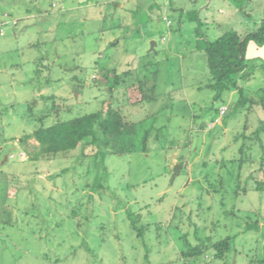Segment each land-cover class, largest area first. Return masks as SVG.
Instances as JSON below:
<instances>
[{
  "label": "rangeland",
  "instance_id": "rangeland-1",
  "mask_svg": "<svg viewBox=\"0 0 264 264\" xmlns=\"http://www.w3.org/2000/svg\"><path fill=\"white\" fill-rule=\"evenodd\" d=\"M194 1L0 0L1 19L18 21L0 26V264H201L182 250L206 237L230 238L238 264H261L264 189L249 177L256 165L242 160L264 154V136L252 150L240 147L250 146L264 110L242 105L236 89L216 97L205 87L206 57L193 51L197 22L187 16ZM229 2L235 5L212 0L201 26L211 38L253 27L264 7V0H244V15ZM257 49L250 41L251 68L264 61ZM149 61L147 71L158 68L155 102L132 105L123 82L113 94L127 115L153 127L147 151L91 146L38 160L21 153L38 144H22V135L52 105L49 97H65L63 118L101 110L113 83L103 73L150 77L139 72ZM236 78L245 95L260 98L263 68ZM222 105L228 109L220 115ZM215 253L203 264H231Z\"/></svg>",
  "mask_w": 264,
  "mask_h": 264
},
{
  "label": "trees",
  "instance_id": "trees-1",
  "mask_svg": "<svg viewBox=\"0 0 264 264\" xmlns=\"http://www.w3.org/2000/svg\"><path fill=\"white\" fill-rule=\"evenodd\" d=\"M232 1L237 5L236 11L240 10L244 15H250L248 7L246 8L242 4L244 0ZM5 13L8 14L7 17L11 16L6 11L2 15L5 16ZM187 16L191 21L197 22L194 52H202L206 57L210 77L205 87L217 90L219 93L216 97L220 96L224 90L236 89L240 94L239 102L242 105L247 103L252 105L261 104V108L264 110V89H262L263 92L259 99H252L245 95L244 88L239 85L236 78V75H240L242 78L249 77L253 73V68L256 67L264 69V61L253 65L251 68V59L247 57L250 41H253L258 48L264 47V7L253 27L230 28L221 32L215 38H211L208 33L203 31L201 26L205 21L201 18L199 7L194 6L191 10H188ZM5 23L1 19L0 13V26ZM152 64L151 61L144 63L139 72L147 71ZM147 72L153 73V75L147 77L141 73L139 77L133 78L129 77L133 74L131 70L125 72L124 75H117L108 70L103 73L107 82L113 78V83L110 86L111 95L109 99L103 100L104 108L94 112L63 118L62 111H66V107L60 102L64 101L65 97L62 96L59 100L55 97H49L53 99L52 105L48 106L36 118L37 123L34 130L31 133L22 135V144H25L30 138H34L38 144L34 146L33 150L21 147V153L27 151L30 160H38L51 158L77 148L84 151L91 146L105 149L108 154H125L137 150L147 151L153 127L145 126L146 117L134 120L123 111L122 106L113 102L114 91L118 85H121V82L125 83L124 87H127L129 91H133V97L129 98L132 105L155 102L161 95L157 92L158 78L156 76L158 68L155 67L154 71ZM137 95L138 97H136ZM218 111L220 113V108H218ZM53 116L54 120L48 122L49 117ZM146 116L148 117L149 114ZM259 123L252 131V136L249 137L251 140L250 146L244 143L240 147L241 153L247 148L252 150L256 144L255 141L261 142L264 136V120L261 119ZM247 126L248 124H246L245 129L249 128ZM162 128L163 126L159 129ZM241 136H246V132L239 134L238 138ZM156 139H159V133L156 134ZM242 161L248 162L251 168L256 165L255 170L250 172L249 177L255 180L256 190L264 189V154L258 158L252 153L246 160ZM189 246L187 249L182 250L183 256L190 257L194 263L201 264L207 260L206 253L211 249L216 251L214 258L223 262L228 259L229 252L232 249V243L228 237L220 238L217 241H212L210 237H206ZM204 264H207V262ZM211 264H213L212 261Z\"/></svg>",
  "mask_w": 264,
  "mask_h": 264
},
{
  "label": "crops",
  "instance_id": "crops-1",
  "mask_svg": "<svg viewBox=\"0 0 264 264\" xmlns=\"http://www.w3.org/2000/svg\"><path fill=\"white\" fill-rule=\"evenodd\" d=\"M112 1H114V0H112ZM82 2H88V3H91L92 2V0H82ZM193 4H195V7H197V6H199V12H200V14H201V16H203V18H204V21H205V23H208L209 22V20L211 19L210 17H211V10H213L214 11V6H213V8H212V0H195L194 1V3ZM230 5H232L231 3H229ZM235 5L233 4L232 6H229L230 7V10H233V9H235V7H234ZM219 13H224V9L221 7V10H220V12ZM168 24V23H167ZM168 25H171V24H168ZM262 48H264V47H262ZM260 50V48H258L257 49V52H256V55L258 56V57H261V55H263L264 56V54H263V52L262 51H259ZM193 51H194V49H193ZM259 54V55H258ZM242 249H244V246L242 245V247H241ZM245 250H242L241 251V254H240V256L242 255V256H244L245 257V261L246 262H248V260H249V257L247 256V254L244 252ZM237 251H235V255H230V252H229V255H228V259H229V261H231V264H238V257H237ZM234 254V253H233ZM247 258V259H246ZM258 260H260V262H261V264H264V250H263V253H262V256H261V258L259 257L258 259H256V261H258Z\"/></svg>",
  "mask_w": 264,
  "mask_h": 264
},
{
  "label": "built area",
  "instance_id": "built-area-1",
  "mask_svg": "<svg viewBox=\"0 0 264 264\" xmlns=\"http://www.w3.org/2000/svg\"><path fill=\"white\" fill-rule=\"evenodd\" d=\"M7 16H8V14L5 13V17H7ZM9 22H12L13 25L17 24V20L16 19H11V20L9 19V20L6 21V23H9ZM167 22H168V24H171V21L170 20H167ZM163 39H165V37H163ZM226 111H227V106L222 105L220 107V115L225 114Z\"/></svg>",
  "mask_w": 264,
  "mask_h": 264
},
{
  "label": "water",
  "instance_id": "water-1",
  "mask_svg": "<svg viewBox=\"0 0 264 264\" xmlns=\"http://www.w3.org/2000/svg\"><path fill=\"white\" fill-rule=\"evenodd\" d=\"M156 46H157V42L152 40L151 41V46H150V51H153L156 49ZM7 158V157H6Z\"/></svg>",
  "mask_w": 264,
  "mask_h": 264
}]
</instances>
